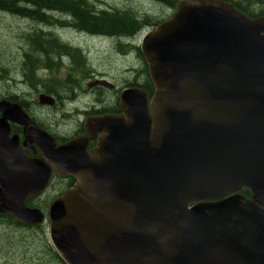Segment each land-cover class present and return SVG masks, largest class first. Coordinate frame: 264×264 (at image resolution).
<instances>
[{"label":"water","instance_id":"water-1","mask_svg":"<svg viewBox=\"0 0 264 264\" xmlns=\"http://www.w3.org/2000/svg\"><path fill=\"white\" fill-rule=\"evenodd\" d=\"M140 53L153 94L126 88L122 114L86 120L99 134L96 156L82 137L56 145L0 100V214L27 227L47 222L64 264H264V15L178 0ZM7 120L39 158L22 153ZM52 171L74 186L46 213L27 206Z\"/></svg>","mask_w":264,"mask_h":264},{"label":"rangeland","instance_id":"rangeland-1","mask_svg":"<svg viewBox=\"0 0 264 264\" xmlns=\"http://www.w3.org/2000/svg\"><path fill=\"white\" fill-rule=\"evenodd\" d=\"M86 2L96 9H130L138 13L141 17H149L151 23L159 19L165 20L173 12L172 8L150 0H86ZM55 16H57V19L62 20L63 16L60 14H55ZM63 20L68 21L67 18H63ZM37 24V22L34 23L28 19H23L12 13L0 10V95L13 92L21 94L28 93V109L34 113L33 116L35 119L54 133H67L71 128H74L75 123H78L77 121L82 119L81 116L79 117L76 114H46L48 111L47 108H44L45 111H42L43 109L34 103V101H38L39 95L38 91H34L32 84L42 83L43 87H47L63 83V80L69 76L71 80L82 81L83 87L86 89V87L89 88L87 81L89 82L91 79H88L87 75L81 74L75 69L70 70L71 58H64L63 55L60 58L58 57L61 59V62L63 61V66L59 67L58 70L48 71L47 69L41 68V66H37L38 68L35 66V73H33L32 77L30 76V71L26 70L28 66L22 57V55L24 56L25 53L29 52V44L26 41L27 36L32 31L43 30L44 32L49 28V26H47V29L42 28ZM50 27L56 28L54 35L62 42L69 43V39L72 38L71 40H73L74 44L79 46L78 48L84 54L87 62V65L84 66L93 67L99 73L98 75L114 79V82L118 86H121L120 84L123 85L124 81H133L136 70H139L141 65L143 68V60L135 52L127 50L124 53L125 51L116 48V39L110 43L105 38L101 39L103 35H99V38L89 37L91 36L90 33H81L82 30H78L67 23L65 26L56 23V25ZM149 27L143 26L137 33V45H139L141 37L148 31ZM49 30L51 29L49 28ZM26 61L30 60L26 59ZM38 78H42L43 81H38ZM57 86L56 88L61 94L72 93V91L73 93L79 92V87L77 86ZM88 100L89 98L87 97H80L76 99V102L67 103L66 106L81 109L84 107L83 104H85V107H87L86 104H90ZM54 190L51 187L45 195L33 200L32 203L38 204L39 207L41 206L40 208L45 209L55 193ZM23 234L28 236L32 235L37 238V240H28L34 242V245L29 249L25 245L29 243L27 241H24V244L18 246V238H23ZM7 237H11L17 243L12 240L13 244H10L6 240ZM48 246H51V244L48 238L47 222L39 224L38 226H23L20 230L8 227L6 224L0 222V264H48V258L46 256L44 259L41 258V255L37 256L36 254V252L40 253L41 248L44 251Z\"/></svg>","mask_w":264,"mask_h":264},{"label":"trees","instance_id":"trees-1","mask_svg":"<svg viewBox=\"0 0 264 264\" xmlns=\"http://www.w3.org/2000/svg\"><path fill=\"white\" fill-rule=\"evenodd\" d=\"M156 1L162 5L174 9L177 0H150ZM233 3L236 8L247 16L255 17L264 15V0H222ZM0 10L6 11L15 15H19L26 18L34 23L44 24L49 26L56 25L65 26L66 23L72 25V27L82 30V32L90 34H98L103 36H110L111 40L116 39V48L123 50L127 48L130 52H135L138 57H142L138 49H135L132 45L134 43L135 34L144 26H151V20L149 17H141L138 13L130 9H96L92 5L88 4L86 0H0ZM56 15H61V19H57ZM63 18H67L66 22ZM70 19V20H69ZM163 19H159L156 23ZM41 26V25H39ZM42 27V26H41ZM46 28L47 27H42ZM48 28V29H49ZM47 34V35H46ZM41 32L38 30L32 31V34L27 36L26 41L29 44L28 53H25V62L27 63V71H30L32 77L35 66H48L53 69L59 68L58 63L54 62L52 55L59 56L60 54L65 55L68 59L71 58V69L80 70L81 74H85L88 71L84 56L79 49L68 46L67 44L61 43L55 36ZM124 41L128 42L124 44ZM26 59L30 61H26ZM42 60V62H40ZM83 63V65H82ZM32 71V72H31ZM146 66L143 64L139 70H136L132 85L141 86L147 90L149 89V81L146 77ZM140 79H139V77ZM138 77V79H137ZM70 77H66V81L59 84H54V88L57 85H70ZM51 84V83H50ZM36 85V84H35ZM51 85L50 87H52ZM76 86V85H74ZM242 194L248 196V192L243 190ZM0 222L6 224L8 227L22 229L23 226L19 225L14 219L8 215L0 214ZM38 226V225H37ZM22 237V234H21ZM10 244H13L14 239L7 237L6 239ZM28 240H37L32 235H24L23 238H18V246L24 244V241L29 243L27 248L29 249L34 245V242ZM17 243L16 240H14ZM26 243V242H25ZM23 246V245H22ZM37 256L41 255V258H48V264L63 262L59 259L56 252L51 246H48L44 251L41 248L40 253L36 252ZM45 254V255H44Z\"/></svg>","mask_w":264,"mask_h":264},{"label":"flooded vegetation","instance_id":"flooded-vegetation-1","mask_svg":"<svg viewBox=\"0 0 264 264\" xmlns=\"http://www.w3.org/2000/svg\"><path fill=\"white\" fill-rule=\"evenodd\" d=\"M154 23H156V22H153L151 25H153ZM44 32H45V34L49 33V31H44ZM81 33H83V32H81ZM87 36H89V35H87ZM136 36H137V34H135V37H134L135 42L132 46L135 49H138L139 53H140L139 45L136 44V38H137ZM89 37L99 38L98 34H91V36H89ZM104 37L110 43L112 42L110 36H104ZM71 39L72 38H70L69 43H67L68 46L77 49L79 46L74 44L73 40H71ZM101 39H102V37H101ZM126 43H128V42L124 41V44H126ZM123 49L125 51L124 53H126L127 48H123ZM61 56H62V54H60L59 56H54V55L51 56L53 58L54 62L58 63L59 67L63 66V64H62L63 61L61 62V59H59ZM22 57H23V55H22ZM63 57L66 58L65 55H63ZM140 58L143 60L142 57H140ZM143 64H145V66H146V63L144 62V60H143ZM70 65H71V63H70ZM41 68L47 69L48 71L49 70H51V71L58 70L56 68L51 69L48 66V64H44L43 66H41ZM35 69L32 73H35ZM70 70H73V69H71V67H70ZM75 70H77V72H80V70H78V69H75ZM145 72H146V77L148 78V81H149L148 87H149L150 91L141 87V86H138L137 84L132 85V83H131L132 81H129V80L124 81L123 85L119 83L121 86H118V84L116 82H114V79L107 77V76L98 75L99 73L95 69H93V67L91 68L90 66H88V71L85 73V75L88 76V79H91V81H89V82L87 81V83L89 84V88L86 87V89H84L82 81L80 82L78 80H71V78H70V81H69L70 85L69 86L76 85L77 87H79L78 93H73V91H72V93L70 92L67 94H65V93L61 94V93H59L57 88H54V85L52 87H50V86L43 87L42 83L36 84L37 86L32 84V86L34 87V91L35 92L38 91V95H39L38 101L37 102L34 101V103L37 104L39 106V108L43 109L42 111H45L44 108H47L48 111L46 112V114H68V115L69 114H76L79 117L81 116L82 119L81 120L78 119L79 120V121H77L78 123H75L74 128H71V130L68 131L67 133H54V132L48 130L45 126H43L41 123H39L35 119V117L33 116L34 113L28 109V104H27V96L29 95L28 93H24V94L14 93V92L13 93H7L4 95H0V100H5L9 103L18 104L20 106V108L22 109V111L25 114H28V116L38 125V127L43 129L44 131H46L48 134H50L54 138V140L56 141V145H61V144L65 143L71 139H74L76 137H82L81 143H85V146H84L85 152L90 156H94L95 155L94 150L98 144L99 134L96 133L92 137L87 133L86 128L88 129L89 127H87V125H85L86 120L92 119V118L98 117V116L107 115V114H109V115L122 114L123 111L119 105V94L121 93V91H123L126 88L140 87L147 92L149 97H151L153 94V91H154V87H153V84L150 81V78L148 76L147 67H146ZM41 80H42V78H38V81H41ZM95 80H103V81H106L108 84L103 85V84L97 83V84L92 85L91 83ZM63 81H66V78ZM40 94H44L48 97H51L53 100V103L52 104H47V103L43 104L39 100ZM80 97L89 98L88 102H90V104L89 105L86 104L87 107H85V104H83L84 105L83 108H81L79 106V108H81V109H78V108L74 109V108H69L68 106H66L67 103L76 102V99L80 98ZM44 105H46V106H44ZM0 114H2V113L0 112ZM0 117H1V115H0ZM62 117H64V116H62ZM87 123L89 124V121H87ZM7 124L9 127V135L10 136H12V135L17 136L18 146H19L20 150L22 151V153L27 158H32V159L39 158L40 157L39 152L37 151V149H35V147L28 148V147L23 145V128L21 126H19L18 124H16L15 122H12V121L7 120ZM31 151H34V154H31ZM74 184H75V179L71 175L67 174L64 176H58L52 171L51 175H50V179H49L48 184L45 187V189L38 196L31 198V199H28L27 206L36 207V208L40 209L42 212L46 213L48 206L51 203V201L53 199H55L57 196H59L64 190L74 186ZM51 187L53 189H55L54 190L55 193H54L53 197H51V200L48 202V205L45 209L40 208L41 206L39 207L38 204L32 203L33 200L39 199L43 195H45Z\"/></svg>","mask_w":264,"mask_h":264},{"label":"bare ground","instance_id":"bare-ground-1","mask_svg":"<svg viewBox=\"0 0 264 264\" xmlns=\"http://www.w3.org/2000/svg\"><path fill=\"white\" fill-rule=\"evenodd\" d=\"M14 15H15V14H14ZM15 16L21 17V16H19V15H15ZM21 18H23V17H21ZM23 19H26V18H23ZM37 25H41L42 27H47L46 25H44V26H43V24H37ZM69 25H70V24H69ZM55 30H56V28L54 27V28H52L51 30H49V29H48L47 31H49V33H48V34H50L51 36H55V35H54V33H55ZM38 31H41V32H43V30H38ZM29 34L31 35V34H32V32H30ZM98 36H99V35H98ZM55 37H56V38H58L57 36H55ZM102 38H105V37H104V36H102ZM58 40H59V38H58ZM59 41H61V40H59ZM61 43H63V44H67L68 42H67V43H65V42H62V41H61ZM67 45H68V44H67ZM77 49H79V48H77ZM79 50H80V49H79ZM82 55L84 56V54H83V53H82ZM24 56H25V55H24ZM24 56H23V60L25 61V59H24L25 57H24ZM84 60L86 61L85 57H84ZM86 63H87V62H86ZM26 64H27V63H26Z\"/></svg>","mask_w":264,"mask_h":264}]
</instances>
